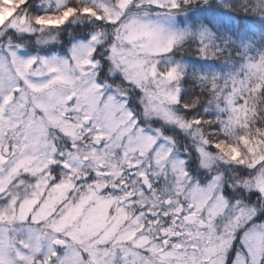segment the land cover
I'll return each mask as SVG.
<instances>
[{
	"label": "snow or ice",
	"instance_id": "1",
	"mask_svg": "<svg viewBox=\"0 0 264 264\" xmlns=\"http://www.w3.org/2000/svg\"><path fill=\"white\" fill-rule=\"evenodd\" d=\"M0 264H264V0H0Z\"/></svg>",
	"mask_w": 264,
	"mask_h": 264
}]
</instances>
